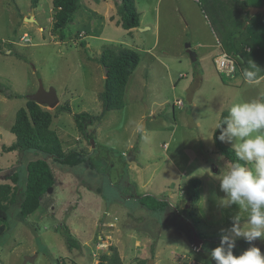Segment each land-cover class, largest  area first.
Wrapping results in <instances>:
<instances>
[{
    "label": "rangeland",
    "instance_id": "1",
    "mask_svg": "<svg viewBox=\"0 0 264 264\" xmlns=\"http://www.w3.org/2000/svg\"><path fill=\"white\" fill-rule=\"evenodd\" d=\"M52 1L0 0V84L19 95L9 98L0 92V183L10 182L6 176L13 171L23 176L34 159H45L55 175V184L43 194L37 211L24 217L16 203L10 205L8 219H0L6 227L0 238V264H97L109 247L121 242L125 257L116 264L140 260L189 264L188 259L215 264L209 252L222 235H231L233 219L241 230L249 225L243 207L222 208L225 194L219 189L218 175L231 163L218 152L213 127L233 104L264 97V70L258 74V83H249L241 70L230 76L222 73L213 55L205 58L203 67L191 60L188 49L208 31L204 21L223 39L218 21L223 12L211 11L206 0H162L160 4L159 0H135L143 24L132 32L119 23L118 0H79L74 20L63 29L64 39L52 29ZM184 12L189 14L188 26ZM32 16L35 21L26 19ZM145 23L153 26L143 29ZM24 33L29 42L21 40ZM119 45L140 55L127 85L125 105L106 112L85 134L74 114L102 113L104 66L96 58L105 48ZM40 83L46 89L54 87L60 104L72 108V112H58L45 107L55 115L52 128L65 151L76 150L85 157L76 166L55 162L38 150L3 149L15 142L11 127L16 112L25 107L27 96ZM177 100L183 104H176ZM131 153L136 163L128 162ZM190 178L202 182L203 201L195 215L185 209L186 192L180 194ZM212 187L215 196L207 198ZM144 195L164 198L170 207L150 210L138 201ZM188 222L203 240L199 250L191 245L194 234ZM66 230L79 246H69ZM236 240L238 255L249 245L242 238ZM255 244L264 253V241Z\"/></svg>",
    "mask_w": 264,
    "mask_h": 264
},
{
    "label": "trees",
    "instance_id": "2",
    "mask_svg": "<svg viewBox=\"0 0 264 264\" xmlns=\"http://www.w3.org/2000/svg\"><path fill=\"white\" fill-rule=\"evenodd\" d=\"M241 7L245 9L250 5H263L264 0H235ZM53 31L59 33L61 39L65 38L63 29L71 23L76 12L80 8L79 0H53ZM35 6V4H34ZM117 15L119 23L123 28L132 30L140 26V13L136 7L135 0H118L116 2ZM248 14V12H246ZM249 30V28H248ZM242 36H234L232 31L227 40L222 41L226 51L236 59V63H243L244 70L247 67V53L242 51L243 45H249L251 49H255L259 45L258 39L253 37L246 29H240ZM82 45L86 46V42L82 41ZM0 43V49H2ZM9 49V48H8ZM96 60L107 69V77L105 78L104 90L100 93L103 104L102 113L99 115L91 114L83 111L74 114V120L78 128L87 133L90 125L100 123L106 112L114 109H120L125 105V93L131 75L134 73L140 63V55L137 51L124 47L122 45L105 48ZM262 71L264 69H261ZM196 81V85L200 82ZM0 92L9 98L18 97L19 95L11 93L6 86L0 84ZM58 112H72L69 105L59 104L56 106ZM228 115V111H224L220 117L219 124L223 118ZM54 113L41 106L33 100L27 99L25 107L17 110L15 121L11 127V131L15 134L16 140L10 145H3L5 152L26 150H38L50 156L55 162L70 167L76 166L85 161V157L76 150L66 152L62 139L58 132L52 128ZM219 129L214 131V142L219 153L224 155L231 165L236 162L235 153L232 147L220 142ZM132 154V153H131ZM133 155V154H132ZM241 164L244 162L240 161ZM10 182L0 183V219L7 220L10 205L19 203L22 216L28 217L38 210L41 204V198L55 184V175L52 167L45 159L30 160L26 167L24 175L13 171L7 174ZM201 180L198 178H190L185 189L187 195L185 209L191 215H195V208L200 199ZM138 201L150 210H166L170 204L166 199H154L151 195L137 197ZM197 223L199 218H197ZM194 224V223H193ZM195 225V224H194ZM5 225H0V238L5 233ZM65 239L70 247L79 246L78 241L73 237L70 231H65ZM192 239V238H191ZM192 245L194 243L192 239ZM116 247H109L102 254L97 264H116L121 262ZM137 264H147L146 261L140 260Z\"/></svg>",
    "mask_w": 264,
    "mask_h": 264
},
{
    "label": "clouds",
    "instance_id": "3",
    "mask_svg": "<svg viewBox=\"0 0 264 264\" xmlns=\"http://www.w3.org/2000/svg\"><path fill=\"white\" fill-rule=\"evenodd\" d=\"M260 71L252 63L243 71V77L249 83H258ZM217 129V139L231 145L236 157V162L218 175L219 189L225 194L221 202L226 207L238 205L248 211L249 227L241 230L234 218L228 229L231 235H222L209 256L215 264H264V253L255 244L257 240L264 241V97L233 104ZM236 238L249 245L238 255Z\"/></svg>",
    "mask_w": 264,
    "mask_h": 264
},
{
    "label": "crops",
    "instance_id": "4",
    "mask_svg": "<svg viewBox=\"0 0 264 264\" xmlns=\"http://www.w3.org/2000/svg\"><path fill=\"white\" fill-rule=\"evenodd\" d=\"M160 1H162V0H159L158 4H160ZM169 1L170 0H168V2ZM173 1H175V0H173ZM206 1L209 5L210 10L213 11L214 13L223 12L222 13L223 15L221 14V16H219L218 21L220 23V27L222 28V31H224V34H223V39H220L218 34L214 31L211 23L204 21L208 31L203 32V34L200 36L198 35V37L200 38V41L196 45L190 46V48L195 47L194 49L197 51V60L196 61H198V64L201 67H203L204 66L203 63L205 61V58L213 55V59L215 61L216 57L219 54H221L223 51H226V49L223 46L222 41L227 40L229 34L232 31H234V33H235L234 36H237V37L242 36L243 33L241 34L240 30L236 29V28H239L240 26L238 27V25L241 24V29H243V30L246 29L247 31L250 32V34L253 37H256V39H258V41H259L258 42L259 45H257L255 49H251V47L249 45H243L242 46V51L244 53H247V59H248L247 67L251 68V64L254 63L260 69H264V31H263L264 27L261 28V26L264 25V9L252 14L248 10L249 6L246 7L245 9H243L241 7V2H239V4H238L235 0H206ZM158 4H157V7H158ZM223 6L226 7V9H224ZM250 6L262 7V6H264V4L260 5V6L259 5H250ZM136 7L138 8L137 3H136ZM175 9L178 10V7H175ZM167 11L169 12L170 10H167ZM224 12H225V15H224ZM246 12H248V14H246ZM253 12H255V10ZM188 15H186L185 12L183 13V18H184L187 26L189 25ZM216 15H220V14H216ZM141 17L142 16L140 14V26H142V24H143V19ZM145 24L146 25H144L145 27L143 29L149 30L153 26L150 23H145ZM209 26L211 27V30L208 29ZM248 28H249V30H248ZM41 29L42 28L40 27L39 30H41ZM141 29H142V27H141ZM133 30H134V28L130 32H132ZM156 30L158 31L157 28H156ZM80 35H81V33H80ZM191 37H192V35H191ZM216 38H217V40H216ZM191 42H192V40H191ZM219 42L221 43V45L219 44ZM261 45H263V46H261ZM244 65L245 64H243V63H237V70L242 71L244 68ZM191 101H192V99H191ZM219 121H220V118H219ZM218 123L219 122H217V124ZM195 124H197V123H195ZM216 125H214V127H213V132L217 128ZM134 159H135V157H134ZM215 171L218 172V169H216ZM201 187H202V182L200 185V189H201ZM180 194H183V195L185 194V188L184 187L181 188ZM211 195L215 196V187H212V191L207 195V198H210ZM202 201H203V198H201V195H200V199L196 205L197 208H198V204H200V202H202ZM228 207L229 206H227V207L222 206V208H228ZM129 236L131 237L132 234L130 233ZM100 237H101V235L99 236V239H100ZM109 237H110V239H113L112 235H109ZM113 241H114V239H113ZM140 244H142V243L139 240H137L136 245L140 246ZM115 246L117 247V249L120 253V257L121 258L125 257L124 252L122 251V249H120L121 247H119V246H122V242L121 243H115ZM142 252H144V251L142 250ZM143 257H147V256H143ZM152 262H154V264L157 263L156 260H154Z\"/></svg>",
    "mask_w": 264,
    "mask_h": 264
},
{
    "label": "water",
    "instance_id": "5",
    "mask_svg": "<svg viewBox=\"0 0 264 264\" xmlns=\"http://www.w3.org/2000/svg\"><path fill=\"white\" fill-rule=\"evenodd\" d=\"M263 9H264V6H262V7L249 6V8H248L250 13H252V14H254L258 11H261ZM254 10H255V12H253ZM26 19L28 21H35L34 16L26 18ZM188 52L191 55V60L193 62H196V60H197L196 52L191 50V48L188 49ZM104 76H105V78L107 77V69L105 67H104ZM27 99L33 100L43 107L56 108V106L60 104V99L58 97L57 90L54 87H50V88L46 89L42 83H40V86L36 92L31 93L27 96ZM91 142L94 143L93 139H91ZM131 158H133V159L131 160ZM128 162L129 163H136L134 160V156L132 154L128 155ZM49 190H51V188ZM188 223H189V225L193 231V234H194L193 235V241H194L193 245L196 247H200L203 240L198 235V233H197L195 227L192 225V223L191 222H188ZM149 263L152 264L153 262L150 261Z\"/></svg>",
    "mask_w": 264,
    "mask_h": 264
},
{
    "label": "built area",
    "instance_id": "6",
    "mask_svg": "<svg viewBox=\"0 0 264 264\" xmlns=\"http://www.w3.org/2000/svg\"><path fill=\"white\" fill-rule=\"evenodd\" d=\"M198 3L201 2V0H194ZM21 40L24 42H29L30 39L27 35V33H24L21 37ZM219 44L221 45V43L219 42ZM215 63L218 67V69L224 73L226 76H230L231 74L235 73L237 70V63H236V59L230 55L227 51H223L221 54H219L216 59H215ZM176 104L178 105H182L183 102L182 100H177ZM110 226H113V223L110 224ZM193 248L196 250H199V247H196L193 245ZM183 259L187 260L188 258L185 257V255L182 256ZM188 257V256H187ZM189 264H196L195 260H189L188 259Z\"/></svg>",
    "mask_w": 264,
    "mask_h": 264
}]
</instances>
